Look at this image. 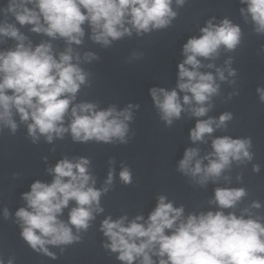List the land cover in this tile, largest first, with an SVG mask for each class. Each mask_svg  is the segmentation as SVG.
Masks as SVG:
<instances>
[{
  "label": "clouds",
  "instance_id": "9594fccd",
  "mask_svg": "<svg viewBox=\"0 0 264 264\" xmlns=\"http://www.w3.org/2000/svg\"><path fill=\"white\" fill-rule=\"evenodd\" d=\"M186 2L6 0L0 6V45L8 40L15 41V45L0 50V132L7 128L15 135L23 124L33 144L41 137L53 144L66 135L74 143L128 144L135 135L130 128L133 110L140 105L129 103L121 110L110 105L101 110L96 102H77L82 88L91 86V73L82 65L99 59L95 52L81 53L77 48L84 44L86 35L93 43L109 48L115 41L132 37L133 32L142 37L167 29L179 14L173 3L179 9ZM239 2L246 5L239 9L244 24H250L255 35L264 36V0ZM214 20L212 17L206 21V26L199 29L201 35L192 36L183 44L184 59L177 65L176 88L149 89L166 127H171L185 113L197 118L189 131L193 144L207 143L206 137H212L217 130H227L234 118L227 111L218 118L208 116L214 107L213 98L220 95L217 80L236 83L228 79L237 75L231 67L233 58L229 57L224 67L204 64L202 60L218 59L221 50L235 52L244 32L227 17L218 24ZM22 28L48 39L34 46ZM57 40L64 42L63 50L54 48L52 41ZM132 55L140 58L143 53ZM202 68H215V75L201 71ZM256 92L264 104V87H257ZM233 95L238 92L229 93L228 99ZM252 147L251 137L218 136L211 139L212 151L203 156L199 147L186 148L177 171L188 177L193 186L201 188L221 180L231 184L233 163L239 166L251 162L255 155ZM114 162L110 160L109 165ZM90 165L88 157L65 156L46 169L53 176L51 183L36 180L30 191L21 194L26 206L18 208L14 222L21 229L22 240L35 253L57 259L48 246L58 247L63 254L66 247L80 243L97 215L105 212L102 197L112 190L116 172L110 167L103 185L97 188ZM252 171L259 173L260 165L254 164ZM118 175L121 184H132L129 166L122 165ZM242 179L238 173L236 180ZM248 195L245 187H216L207 203L216 205L218 210L187 215L183 204L176 207L166 195H158L147 219L142 214L129 219L126 212L117 219L106 216L98 229L106 238L101 246L109 254H115L121 264H264V214L260 212L264 205L252 200L240 207ZM70 202H75V206L70 208L65 221L60 217ZM11 215L5 206L4 220ZM15 259L10 256L7 264H15ZM0 264H4L3 256Z\"/></svg>",
  "mask_w": 264,
  "mask_h": 264
}]
</instances>
